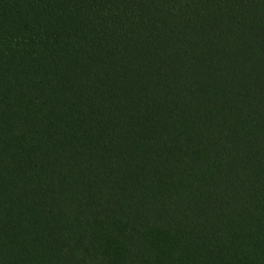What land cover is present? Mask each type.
Listing matches in <instances>:
<instances>
[{"label":"trees","instance_id":"1","mask_svg":"<svg viewBox=\"0 0 264 264\" xmlns=\"http://www.w3.org/2000/svg\"><path fill=\"white\" fill-rule=\"evenodd\" d=\"M0 264H264V0H0Z\"/></svg>","mask_w":264,"mask_h":264}]
</instances>
